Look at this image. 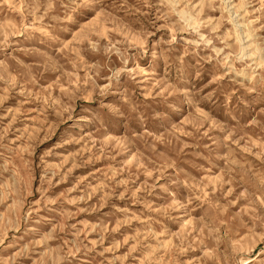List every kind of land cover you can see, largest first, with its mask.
Listing matches in <instances>:
<instances>
[{
  "label": "rangeland",
  "instance_id": "obj_1",
  "mask_svg": "<svg viewBox=\"0 0 264 264\" xmlns=\"http://www.w3.org/2000/svg\"><path fill=\"white\" fill-rule=\"evenodd\" d=\"M0 264H264V0H0Z\"/></svg>",
  "mask_w": 264,
  "mask_h": 264
}]
</instances>
